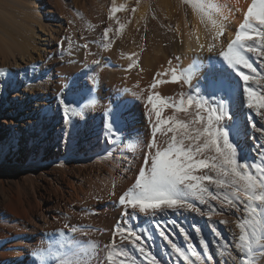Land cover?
Returning <instances> with one entry per match:
<instances>
[{"label":"bare ground","instance_id":"1","mask_svg":"<svg viewBox=\"0 0 264 264\" xmlns=\"http://www.w3.org/2000/svg\"><path fill=\"white\" fill-rule=\"evenodd\" d=\"M253 3L259 11L261 0H0V264H186L172 244L189 264H264V216L231 187L203 181L218 198L189 196L199 211L119 204L181 138L176 125L202 127L212 107H226L218 127L237 161L264 165V107L250 109L245 91L264 95V40L244 41L260 53L241 52L254 72L223 56Z\"/></svg>","mask_w":264,"mask_h":264},{"label":"snow or ice","instance_id":"2","mask_svg":"<svg viewBox=\"0 0 264 264\" xmlns=\"http://www.w3.org/2000/svg\"><path fill=\"white\" fill-rule=\"evenodd\" d=\"M256 9L257 5L253 3L252 7L248 9L244 23L240 25L241 30L236 35L235 40L232 42V45H229L228 51L223 53L224 59L229 64H233V61H235V64H243L253 72L255 69L241 52L260 54L257 52L256 47L244 44V41L253 39L264 40V0H261L260 10L257 11ZM116 11L117 9L113 7L112 12ZM252 17L260 25L259 29L249 24V18ZM250 31H255L256 35H251ZM105 37H107V31L105 32ZM233 46H236L240 51H235ZM211 50L209 48V51ZM262 51H264V48H262ZM241 79L249 81L250 77L242 75ZM245 91L250 109L264 107V95L257 98L255 91L251 87H247ZM149 102L151 103V98H149ZM191 102L190 99L189 103ZM201 103L207 105L208 102L203 100ZM182 107L183 105H181ZM156 115L159 123L160 113L157 112ZM225 117L229 118L226 107H212L209 108L207 122L202 127H195L190 130L187 123H178L176 128L181 130V138L176 139L173 136L172 144L163 151L155 152L151 157L147 170L141 169L139 171L138 178L135 181V190H130L121 195L119 204L121 206H131L133 209L139 208L140 212L152 210L153 214L156 210H163L165 208H185L199 211L192 203L187 202L189 196L196 197L202 204L205 203V193L213 200L218 198L216 195L208 192L207 188L200 186L203 181L207 180L210 183L216 184L217 187H231V195L237 200H239V194L242 192L248 200V203L244 205L245 211H250L253 214L259 213L261 216H264V165H258L255 161L251 165H248L246 162L237 161V152L229 142L228 136L222 130V127H218L219 122ZM199 119L200 117H197V120ZM109 129H112L111 123H109ZM167 131L172 132L174 129L169 126ZM186 139L191 140L193 144L185 147L184 140ZM201 139H203V146L200 143H196ZM261 147L264 148V146ZM205 149L216 153L212 157V162L203 158L194 159L195 155H202ZM259 154L264 157V152ZM200 169H209L215 172L218 177H222V179L213 180L208 175H195L194 173ZM250 169H255V173H251ZM225 198L227 199V197ZM254 202H259V204L253 207ZM228 203L232 207H236V204L232 200H228ZM173 223L175 222L173 221ZM222 223H225V221H222ZM239 227L241 232H245V223L239 224ZM196 230L199 231V228L197 227ZM116 231H127L130 236L135 235L137 240L141 239L139 235L128 229L117 227ZM213 231L215 232L216 230L213 229ZM160 234L164 235L163 232ZM216 234L219 236L218 232ZM252 235H255V229H253ZM185 238H188L187 234H185ZM239 239L245 242L248 250L247 255L250 257L253 251L251 242L246 241L245 235H241ZM172 248L178 254V257H182L186 264H189L190 256L186 255L184 250H181L175 244H172ZM139 251L145 254L143 247H140ZM117 253L123 257L127 256V251L124 249H117ZM146 258L147 264H157L155 256L147 255ZM107 259L112 260L111 253L108 254ZM196 260H200L199 255H196ZM121 264H123V260H121ZM245 264H252V262L248 259L245 261Z\"/></svg>","mask_w":264,"mask_h":264}]
</instances>
